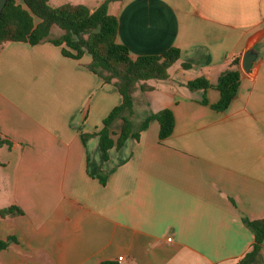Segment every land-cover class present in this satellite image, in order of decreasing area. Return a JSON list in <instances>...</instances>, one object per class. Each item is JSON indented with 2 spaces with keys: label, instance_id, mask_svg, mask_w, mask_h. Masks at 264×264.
Returning a JSON list of instances; mask_svg holds the SVG:
<instances>
[{
  "label": "crops",
  "instance_id": "obj_1",
  "mask_svg": "<svg viewBox=\"0 0 264 264\" xmlns=\"http://www.w3.org/2000/svg\"><path fill=\"white\" fill-rule=\"evenodd\" d=\"M109 12L133 57L180 49L168 79L134 93L135 129L171 108L172 133L161 140L152 118L104 160L96 133L122 95L88 67L92 56L2 44L0 134L12 146L0 159V211L23 213L0 214V239L16 238L0 264H242L255 243L246 220L264 218V59L253 76L239 66L227 108L212 107L216 87L187 82L216 84L241 62L264 34V0H119ZM122 127L113 122L115 141ZM250 264H264V243Z\"/></svg>",
  "mask_w": 264,
  "mask_h": 264
},
{
  "label": "trees",
  "instance_id": "obj_2",
  "mask_svg": "<svg viewBox=\"0 0 264 264\" xmlns=\"http://www.w3.org/2000/svg\"><path fill=\"white\" fill-rule=\"evenodd\" d=\"M112 1L119 0H105L92 11L81 3L52 6L49 0H23V6L17 0H7L0 16V47L8 41H25L33 45L42 41H50L56 45L65 44L62 50L64 55L79 59L89 53L92 61L88 67L106 83L117 87L122 95V102L104 118L102 129L96 133L100 137L104 160L109 158L112 148L120 149L129 137L139 139L141 131L147 128L152 118L160 123L161 140H165L172 133L174 113L171 108L147 115L135 129L132 120L134 93L137 90H153L154 86L149 81L168 79L171 67L181 57V51L177 47H171L162 54L133 57L129 48L117 41L119 20L109 12ZM54 25L64 31L57 37L51 35ZM183 66L189 68L191 65L184 63ZM239 66L240 59H235L230 68L220 74L216 84H212L205 77H197L188 81L187 86L191 90L216 87L220 91V99L212 107L227 108L241 83ZM202 102L207 104V98L204 97ZM118 118L123 120V127L115 141L110 128ZM0 145L11 148L12 141L0 134ZM22 213L23 210L17 206L0 211L4 217ZM246 224L254 232L255 243L253 249L241 260L242 264H250L260 253L264 243V218L248 219ZM15 240V237L0 239V250L7 248Z\"/></svg>",
  "mask_w": 264,
  "mask_h": 264
},
{
  "label": "water",
  "instance_id": "obj_3",
  "mask_svg": "<svg viewBox=\"0 0 264 264\" xmlns=\"http://www.w3.org/2000/svg\"><path fill=\"white\" fill-rule=\"evenodd\" d=\"M7 0H0V16ZM264 59V34L256 37L245 49L240 62L241 69L253 76Z\"/></svg>",
  "mask_w": 264,
  "mask_h": 264
},
{
  "label": "rangeland",
  "instance_id": "obj_4",
  "mask_svg": "<svg viewBox=\"0 0 264 264\" xmlns=\"http://www.w3.org/2000/svg\"><path fill=\"white\" fill-rule=\"evenodd\" d=\"M49 1H50V4L52 6H60V5L66 4V3H81V4L84 3V5L87 4L90 6H94V4L96 5L98 2H103L101 0H49ZM52 32H53V34H52ZM63 32L64 31L59 26L54 25L52 27L51 35L59 36ZM135 120H136V118H135ZM8 153H9L8 147L6 145H3V146L0 145V159L1 158L3 160L10 159V156L8 155Z\"/></svg>",
  "mask_w": 264,
  "mask_h": 264
},
{
  "label": "built area",
  "instance_id": "obj_5",
  "mask_svg": "<svg viewBox=\"0 0 264 264\" xmlns=\"http://www.w3.org/2000/svg\"><path fill=\"white\" fill-rule=\"evenodd\" d=\"M122 258H123V256H120V257H119V259H122Z\"/></svg>",
  "mask_w": 264,
  "mask_h": 264
}]
</instances>
